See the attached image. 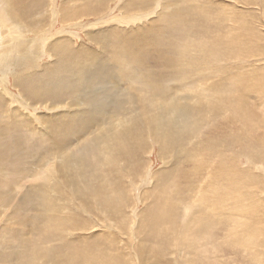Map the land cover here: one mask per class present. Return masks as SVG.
Returning a JSON list of instances; mask_svg holds the SVG:
<instances>
[{
    "label": "bare ground",
    "instance_id": "obj_1",
    "mask_svg": "<svg viewBox=\"0 0 264 264\" xmlns=\"http://www.w3.org/2000/svg\"><path fill=\"white\" fill-rule=\"evenodd\" d=\"M5 1L8 6L9 19L23 23V29L28 33L31 32L28 29L33 27L34 23L27 19L30 9H21L20 6L27 8L26 3H30L32 0ZM78 1L80 0H63L61 2ZM101 1L92 0L95 6L94 4L92 6L91 3L84 6L81 12L85 15L95 14L97 10L94 11L93 8L101 10L102 7L99 5V3H102ZM152 1L127 0L124 6L127 10L132 8L145 10L151 5ZM183 1L185 2V0ZM174 15V13L162 14V17L158 20L159 23L156 25L142 24V26L138 25L135 29H129V31L131 29L134 31H117L119 36L111 43L116 54L115 59L112 55L106 54L109 52L105 48L107 44L97 46L98 49L101 48L104 52L99 51L92 54V52L89 53L80 48L73 50V44L67 39L57 40L54 42V46L49 49L51 55L55 58L52 64L37 67L33 72L31 70L24 71L28 78L25 79V82L30 84L29 87L25 88L27 89L26 95L30 98L33 97L35 103L46 104V102H51L49 105L56 106L63 105L68 99V104L65 107L66 110L51 114L48 121L44 119L40 121L39 116L34 117L30 114L31 120L24 118L21 116L22 113L13 110L14 107L10 106L4 114H6V120L12 124L11 129L6 124L4 127L2 126L1 122L4 119L3 114L0 113V176L8 175L10 169H12L5 164L6 161L15 167L17 166L16 163L19 166L21 164L24 166L19 170L13 169L12 171L15 173L22 174V171H25V174L32 176L33 168H35L33 171L35 172L45 156L51 155V158L56 156L60 159L55 167L47 171L46 177L43 178L44 183L29 188L26 187L22 196L17 198L15 209L18 212L14 213L15 209H12V212L7 215L6 220L9 217L17 216L19 218L17 222L21 229H12L13 225H7L6 222L0 221V231H10L8 237L6 236L8 233L3 232L0 235V264H97L92 260V254L96 255V250H108V242H103L101 249H98L99 245H94V243L84 247V241L91 237L85 234L88 230L87 223H91L92 218L102 216L98 205L106 206V204L111 203L108 197L109 190H111L109 188L114 185L115 181L121 182L116 190L123 188L122 179H131L129 182L132 183L131 170L141 164L140 156L148 149L146 147L148 141H150L151 147L157 149L160 159L165 160L169 156L171 158L169 162H166L169 166L163 170L162 175L158 178L157 185L153 187L154 189L151 192L156 193V190H158L156 197L154 194L151 195V197L158 199L154 206L147 211L156 226L161 224L163 220H169L170 218L171 225L175 227L178 224V212L188 216V214H194V212L199 214L202 210L201 215H203L207 212L206 208H209L206 204L216 202L217 192L213 191L209 185L217 183L218 176H214L216 173L208 169L209 165L216 164L214 161L216 158L213 159L206 154L212 152L214 157L216 153L221 152L226 139L223 138L222 141L216 142L207 137L205 141H197V139L205 137L208 131L201 132L199 136H192L194 132L192 127L196 129L204 119L201 122L195 121L190 125L195 107L193 104L189 106L190 103L187 101L192 100L197 104L198 102L209 101V97L213 100L220 99L221 102L224 101L226 105H229V108L233 111L232 105L236 100L229 97V95H226V97L224 94L232 90L231 86L235 85V79L228 77L226 68L221 65L224 55L223 50L226 48L223 46V41L219 42L212 38V40H207V43L211 42V44H205L204 46L202 42L196 44L183 40L178 44V49L174 54L166 56L165 46L167 41L162 39L161 35L169 34L170 28L178 22ZM178 20L183 19L178 18ZM2 25L4 26V24ZM11 28L9 30H13ZM111 32L110 28H105L103 31L100 29L95 36V41H99L101 36L104 40L111 38L113 35ZM128 32L129 35H127ZM130 34H133L132 37H130ZM90 39L94 42L93 37ZM231 46L234 45L231 44ZM18 47H21L17 52L18 58L24 60L28 56L32 57L33 53L26 51L24 46ZM122 50H125V52L120 54ZM29 52L30 55H28ZM1 55L0 61L8 59V51L4 50ZM24 62L21 60L19 63H14L12 66L14 70H10L6 65H1L0 68H3V72H11L10 74L15 76L13 78L16 81L18 72L15 73V69L22 68ZM206 69H209V73L206 75L197 73V71H205ZM194 73L198 74L197 80H201L204 86L207 80H213V83L205 86L206 88H200V90L199 88L191 89L189 94L185 95L176 92L175 90L178 88L174 90L168 86V82L171 81H178L182 84L184 80L181 78L188 79ZM116 79L120 82H118L119 88L114 84ZM214 79H217V81ZM134 84L136 86H133ZM240 86L241 84L236 89H240ZM120 95L128 98L130 108L124 114L114 116L119 114L120 104L118 100L121 97ZM140 95H143V97L141 98ZM238 102L236 108H241L243 102L241 99H238ZM0 104L4 106L1 93ZM147 104L149 105L147 106ZM149 106H152V109H148ZM211 107L212 105H209V108ZM212 110L214 114L222 111L217 105L215 109L211 108ZM202 111L200 110V113ZM53 117L54 120H52ZM29 120L31 125L37 123L36 127L38 129H30L36 140L28 149L26 147L28 145L23 142L27 143L29 137H26L24 133H18L16 128L29 129ZM49 120H52V123ZM243 127V125L240 126V128ZM41 139L48 141L49 148L42 149L37 145ZM81 144L83 146H80ZM74 148L75 151L72 152ZM229 150V148L224 149V151ZM71 160H73V163H70ZM210 162L211 164L208 165ZM183 163L194 164L198 168L204 166L203 171L210 174L207 187L202 188L201 191L199 189L200 196L196 200L199 204L198 210L194 212L190 210V204H186V197H184L185 195L182 196L181 188L175 190V192L173 191V193H167L166 187L162 185L163 180L175 172L172 167L177 168L178 165ZM103 166H106L107 170L101 173ZM84 173L90 175L89 180H81ZM181 176L185 178L182 173ZM178 178V183L174 181L173 185L176 188L180 181L183 182L180 176ZM51 180L52 183L45 182ZM109 185L110 187H108ZM8 189L11 191L10 188ZM7 194L6 191L4 195H0V207L3 209L0 215L6 211L10 202L14 201L13 199L6 200ZM32 203H36L42 210V213L37 217L38 221L35 219V215L32 217L35 209ZM117 207L118 211L116 212L123 209ZM212 209L214 210V208ZM116 212L109 211L108 214H116ZM65 214H68L66 218H64ZM201 215H196L194 219L191 218L189 221L184 222L185 228L183 227L181 232L190 233L191 236L193 233L194 235L193 230L199 226L195 222L198 220L199 223V220L203 219ZM205 222V220L202 221V223ZM247 222L246 220L243 225H246ZM62 228L65 230L71 229L74 232L63 231ZM88 228L90 229V227ZM254 232L253 235L247 236L244 247L248 246L249 248L246 247V249L251 251L254 256L253 259L258 258V261H260L259 251L256 252V250L259 249V246L260 248L264 246V242H262L264 239L259 240L260 237L264 238V228L257 227ZM133 234L139 236L141 233L137 230ZM192 240L195 242L197 235L193 236ZM96 243L98 242L96 241ZM158 245L161 244L158 243ZM92 248L93 252L91 251ZM142 248L141 246L138 249L139 264H141L140 260L143 261L147 256L148 252L146 254L144 252L149 251L147 249L142 250ZM193 248L192 245H188V247L185 245V248L180 245L177 248L178 253L185 258V263L198 264L196 260L192 259V256L193 258L197 256L196 252L195 254L192 252ZM87 249L92 252L91 258L87 254L86 258L82 255V251L86 252ZM156 250L155 255H157ZM150 252H152L151 249ZM107 254L104 260L108 262L101 263V259L99 264H109V253ZM158 256L162 255L158 253ZM187 257L189 259H186ZM154 258L156 259V256ZM120 264L130 263L122 260Z\"/></svg>",
    "mask_w": 264,
    "mask_h": 264
},
{
    "label": "rangeland",
    "instance_id": "obj_2",
    "mask_svg": "<svg viewBox=\"0 0 264 264\" xmlns=\"http://www.w3.org/2000/svg\"><path fill=\"white\" fill-rule=\"evenodd\" d=\"M61 1L63 0H32L30 3H26L27 8L20 6L21 9H30L27 19L34 24L33 27L28 29V31H31L28 33L23 29V23L9 19L6 1L0 0V16H2L0 17V58L4 50L8 51V59L1 60L0 67L6 65L10 70H14L12 67L14 63H19L21 60L25 61L21 66L22 68L15 69V73L18 72L16 81L14 80L15 76L10 74L11 72H3V68H0V93L3 95L4 101V106L0 104V113L3 114L4 119L1 122L3 127L5 124L10 129L12 127L11 122L6 120V114H4L10 106L14 107L13 110L22 113V117L30 119L29 114L34 117L39 116L40 121L41 119L48 121L51 118L50 115L54 112L66 110L68 99L63 105L56 106L49 105L51 102H46L47 105L40 102L35 103L33 97L30 98L26 95L27 89H25L30 84L25 82V79L28 78L24 71L31 70L33 72L37 67L49 66L55 61L49 50L50 47L54 46L55 41L67 39L73 44V50L80 48L89 53L92 52V54L99 51L104 52L103 49L100 48V50L97 46L107 44L105 48L109 52L106 54L112 55L115 59L116 54L111 43L119 36L117 31L127 32L130 28L135 29L138 25L142 26V24L156 25L159 23L158 20L162 17V14L174 13L175 19L178 21L170 28L169 34L161 35V38L167 41L165 46L166 56L174 54L178 49V44L183 40L196 44L202 42L204 46L205 44H211V42L207 43V40H212V38L219 42L223 41V46L226 48H222L224 49V55L221 65L226 68V75L235 79V85L231 86L232 90L224 94V96L229 95V97L236 100L232 105L233 111L229 108V105H226L224 101L221 102L220 99L213 100L209 97V101L198 102L197 104L192 100L187 101L190 103L189 106L193 104L195 107L190 125L195 121L205 120L196 129L192 127L194 131L192 136H199L201 132H210H207L205 137L199 138L197 141H205L207 137L216 142L222 141L223 138L226 139L221 152L216 153L214 157L212 152L206 154L213 159L216 158L214 160L215 165H209L211 162L208 163V169L216 173L214 176H218L217 183L209 185L213 191L217 192L216 202L206 204L209 208H206L207 212L203 215H201L202 210L199 214L194 212L198 210L199 204L196 200L199 198L202 188L207 187L210 174L203 171L204 166L198 168L196 165H190L189 163L178 165L177 168L172 167L175 172L167 176L162 185L166 187L167 193H173V191L175 192V190L181 188V194L182 196L185 195V202L187 205L190 204V210L194 214L191 213L187 216V214L178 212L177 218L179 219L175 227L171 225L170 218L169 220H163L161 224L156 226L147 211L154 206L158 199L155 198L158 195V190H156V193L151 192L154 189L153 187L157 185L158 178L162 175L163 170L169 166L166 162H169L171 158L169 156L165 160L160 159L157 149L151 147L150 141H148L146 146L148 149H146V152L144 150L145 153L140 156L141 164L131 170L132 183L129 182L131 179H122L124 186L119 190L116 189L121 182L115 181L114 185L117 183L116 187L114 185L110 187L109 185L108 187L111 190H109L108 197L111 203L106 204V206L98 205L102 216L92 218V222L87 223L88 230L85 234L93 238L88 237L87 241H84L86 244L83 243L84 247L94 243V245H99L98 249H101L103 242H108V250H96V255L92 254V260L99 264V260L102 259L101 263H106L108 261L104 259L109 253V264H120L122 260H126L130 264H139L138 249L142 246V250L147 249L149 251L144 252V254L148 253L143 261L140 260L141 264H188L189 262H184L185 258L178 253L177 248L180 245L183 248H185V245L187 247L192 245L194 246L192 252L197 254L194 258L192 256V259L196 260L198 264H264V246H262L263 248L259 246V249L256 250V252L259 251L260 261H258V258L253 259L254 256L251 251L246 249V247L249 248L248 246L244 247L248 235H253L257 227L264 228V0H185V2L183 0H153L145 10L125 9L124 5L127 0H102V3H99L102 7L101 10L93 8L94 11L97 10L93 15H85L81 12L84 6L92 3V0L91 2L90 0H80L64 3ZM30 4L32 5L30 6ZM93 4L95 6L94 2L91 5L93 6ZM178 18L183 20H178ZM10 28L13 30H9ZM105 28L112 30V37L104 40L101 36L99 41H95L97 32L100 29L103 31ZM130 31L134 30L131 29ZM129 32L127 35H129ZM132 35L130 34V37ZM92 37L95 45L90 39ZM231 44L236 47L231 46ZM18 46H24L26 51L32 52V57L28 56L24 60L18 58L17 52L21 48ZM9 47L10 49H8ZM14 47L16 48L14 49ZM30 52L28 55H30ZM124 52L125 50H122L120 54ZM197 73L206 75L209 73V69L197 71ZM197 76L198 74L194 73L188 79L181 78L184 80L182 84L178 81H171L168 82V86L174 90L178 88L175 91L185 95L189 94L191 89L199 88L200 90V88H206L205 86L213 83V80H210L211 82L207 80L204 86L201 80H197ZM214 80L217 81V79ZM118 82L116 79L114 84L119 88L120 82ZM239 84H241L240 89H236ZM140 97L142 98L143 95H140ZM238 99L243 102L241 108H236L239 103ZM128 101L127 97L121 96L119 98V114L114 116L128 111L130 108ZM209 105H212L211 108L213 109L217 105L222 111L214 114ZM148 109H152V106H149ZM200 110H203L202 113H200ZM30 120L29 129L27 128L28 132L24 127L21 129L16 128L18 133H24L26 137H29L30 141L23 142L28 145L26 146L28 149L36 140L30 129L37 128V123L31 125ZM52 120H54V117ZM52 120H49V122L52 123ZM241 125L244 127L240 128ZM35 132L37 133V130ZM37 145L42 149L50 146L48 141L44 139L39 140ZM80 146H83V144ZM227 148L230 150L224 151ZM74 151L75 148L72 149V152ZM58 161L60 159L56 156L52 158L51 155L45 156L40 163L42 168L39 167L40 169L38 168L35 172H33L35 169L33 168L32 176L25 174V171H22V174L15 173L12 171L13 169L19 170L24 166L22 164L19 166L16 163L17 166L15 167L6 161L5 164L12 168L10 172L13 173L9 172L8 175H4L5 177L0 176V195H4L7 191L6 200L13 199L14 201H11L10 208L8 206L6 211L0 215V221L6 222L7 225H13L12 229H21L17 222L19 218L13 216L6 220L7 215L12 212V209H15L17 198L22 196L25 188L44 183L43 178L48 173L47 171L55 167ZM70 163H73V160ZM105 170H107V167L103 166L101 173ZM181 173L185 178L181 176ZM220 173L222 174L220 175ZM178 176L181 177L183 182L180 181L176 188L173 185L174 181L178 183ZM89 179L90 175L88 173H84L81 178L82 181ZM45 182L52 183V180ZM152 194L155 197H151ZM100 202L103 204L102 201ZM7 203L5 204L6 207ZM33 205L35 209L32 217L35 215V219L38 221L37 217L42 213V210L36 203ZM117 206L123 209L116 212L118 211ZM109 211H114L116 214H108ZM2 212L3 209L0 207V213ZM16 212H18L17 209L14 210V213ZM196 215H201L203 219H200L199 223L198 220L195 222L199 226L193 230L194 235L193 233L192 236L190 233H182L183 227L185 228L183 223L191 218L194 219ZM67 216L68 214H65L64 218ZM203 220L206 222L202 223ZM246 220L248 221L247 224L243 225ZM32 224L36 225L37 223ZM61 230L74 232L71 229L65 230L62 228ZM137 230L141 233L139 236L133 234ZM3 232L8 233L10 231L1 230L0 235ZM9 234L6 236L8 237ZM195 235H197L196 243L192 240ZM188 239L189 241H187ZM261 239L264 238L260 237L259 240ZM158 243L161 245L163 243V246L161 247ZM150 249L152 252H150ZM155 249H157V255L154 254ZM91 251L93 252V248ZM91 251L88 249L86 252L82 251V255L86 258L87 254L91 258ZM158 253L162 256H158ZM187 256L189 257V255ZM188 257L186 259H189ZM176 260L180 262L177 263Z\"/></svg>",
    "mask_w": 264,
    "mask_h": 264
}]
</instances>
